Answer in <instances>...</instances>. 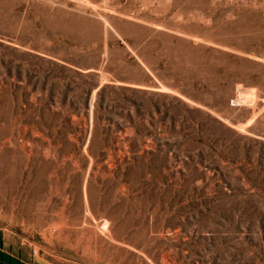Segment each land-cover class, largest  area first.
<instances>
[{"label": "rangeland", "instance_id": "rangeland-1", "mask_svg": "<svg viewBox=\"0 0 264 264\" xmlns=\"http://www.w3.org/2000/svg\"><path fill=\"white\" fill-rule=\"evenodd\" d=\"M0 246L264 264V0H0Z\"/></svg>", "mask_w": 264, "mask_h": 264}, {"label": "crops", "instance_id": "crops-1", "mask_svg": "<svg viewBox=\"0 0 264 264\" xmlns=\"http://www.w3.org/2000/svg\"><path fill=\"white\" fill-rule=\"evenodd\" d=\"M0 264H38L27 252L0 246Z\"/></svg>", "mask_w": 264, "mask_h": 264}]
</instances>
